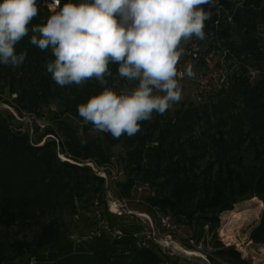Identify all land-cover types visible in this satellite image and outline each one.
<instances>
[{
	"label": "trees",
	"instance_id": "1",
	"mask_svg": "<svg viewBox=\"0 0 264 264\" xmlns=\"http://www.w3.org/2000/svg\"><path fill=\"white\" fill-rule=\"evenodd\" d=\"M66 2L60 0L59 7ZM37 7L29 34L15 45L17 54L26 51L24 63L0 65V101L20 114L55 104L54 124L36 138L15 131L14 115L0 110V264H170L160 246L142 241L139 226L109 211L105 178L78 164L112 163L111 147H121L125 177L116 183L121 195L129 196L136 182L147 183L156 192L146 198L151 209L203 221L210 232L218 214L235 203L252 197L264 203V50L255 32L264 23V0H245L231 11L240 35L237 51L261 73L259 80L234 74L215 100L153 113L135 136L119 139L107 132L89 134L93 125L79 116L78 105L103 90L95 79L61 87L47 72V62L55 59L52 50L42 51L30 39L31 27L46 23L51 13L42 0ZM222 27L231 35L233 23ZM109 71L108 86L119 91L118 65L111 63ZM45 135L60 142L48 137L38 145ZM58 147L76 163L61 161ZM97 205L104 212L88 216ZM116 227L121 234L114 236ZM76 232L79 239L73 238ZM251 237L264 244V211ZM217 254L248 264L233 248Z\"/></svg>",
	"mask_w": 264,
	"mask_h": 264
},
{
	"label": "clouds",
	"instance_id": "2",
	"mask_svg": "<svg viewBox=\"0 0 264 264\" xmlns=\"http://www.w3.org/2000/svg\"><path fill=\"white\" fill-rule=\"evenodd\" d=\"M60 0L49 5L46 23L31 27L30 43L52 50L46 70L61 86H84L95 79L103 90L78 105L79 116L113 138L135 136L141 121L163 115L182 98L179 79L194 78L188 65L178 72L182 43L204 39L212 0ZM57 8L59 10H57ZM37 0H0V65L18 68L26 51L15 45L29 34ZM136 82L119 91L108 86L109 65Z\"/></svg>",
	"mask_w": 264,
	"mask_h": 264
},
{
	"label": "rangeland",
	"instance_id": "3",
	"mask_svg": "<svg viewBox=\"0 0 264 264\" xmlns=\"http://www.w3.org/2000/svg\"><path fill=\"white\" fill-rule=\"evenodd\" d=\"M244 1L229 0V5H222L216 0L212 4L203 5L205 10L210 12V18L205 21L204 39L193 37L191 41L182 43L183 52L177 65L178 72H184L186 67L191 65L195 77L184 76L182 79L178 77L182 98L171 105V112L181 104H202L215 100L234 74L250 78L251 83L261 78V73L249 61H245L243 54L237 51L240 35L237 27L235 28L236 23L231 19V11L235 12L237 8H241ZM213 16H217L214 22ZM227 21L234 26L231 35L227 34L222 27V23ZM255 32L258 44L264 50L263 22L258 23ZM135 83L128 82L119 76L115 80V86L119 90L125 86L131 88ZM12 97H15V94ZM55 108L56 105L51 104L43 108L41 113L22 110L20 114L12 105L0 101V110L7 109L14 115L15 126H23L25 132L36 138L42 136L46 126L54 124L51 115ZM80 130H82L81 127ZM98 132L94 126L89 129L91 135ZM51 136L53 137V135L43 136L38 145H42ZM109 151L113 153L110 164L96 166L90 160H84L78 164L89 165L96 174L104 176L109 211L139 226L140 232L137 234L142 241L150 240L160 246L162 252L171 258L170 264L174 262L177 264H233L230 258L217 254L218 251H226L229 248H233L240 254V259L248 264H264V244L254 242L251 237L253 230L261 222L264 211L263 201L247 203L246 201L255 198L252 197L235 203L233 208L218 214L214 232H210L209 225L203 224V221L178 217L171 212L165 214L156 208L151 209L146 198L156 195V192L155 188L147 183L136 182L129 196L121 195L116 185L125 177V170L118 158L121 147H111ZM58 158L61 161L76 163L64 154L60 147H58ZM237 204H239L238 207H236ZM236 209L237 215L234 217L233 212L230 211ZM94 210L95 212H89L88 216L96 215L98 218L104 212V206L97 205ZM87 233L88 231L85 230L84 234ZM117 234H121L118 227L113 232L114 236ZM199 234H201L200 237ZM73 238L79 239L78 232L73 234Z\"/></svg>",
	"mask_w": 264,
	"mask_h": 264
},
{
	"label": "built area",
	"instance_id": "4",
	"mask_svg": "<svg viewBox=\"0 0 264 264\" xmlns=\"http://www.w3.org/2000/svg\"><path fill=\"white\" fill-rule=\"evenodd\" d=\"M42 3H43V5L44 6H46L48 9H49V5L50 4H53L54 3V0H42ZM59 6H60V4H59ZM58 9V8H57ZM15 131H17V132H19V133H22V134H24L25 133V130H24V128H23V126H20V127H15ZM51 138H54V139H56V141L57 142H59V140H58V138H56L54 135H53V137L51 136ZM97 175H99V176H101L100 174H98L97 173ZM104 175V174H103ZM102 177H104V176H102ZM121 233V232H120Z\"/></svg>",
	"mask_w": 264,
	"mask_h": 264
},
{
	"label": "bare ground",
	"instance_id": "5",
	"mask_svg": "<svg viewBox=\"0 0 264 264\" xmlns=\"http://www.w3.org/2000/svg\"><path fill=\"white\" fill-rule=\"evenodd\" d=\"M252 201H257V202L259 201V202H262V201L259 200L257 197L252 198V199H250V200H248V201H246V202H247V203H251ZM243 204H244V203H243ZM245 204H246V203H245ZM113 206H114V205H113ZM238 206H239V204L236 205V207H238ZM239 210H240V208H239ZM230 212H233L232 215H233L234 217H236V215H237V209H236L235 211L233 210V211H230ZM233 216H231V217H233ZM223 218H224V217H223ZM224 220H225V219H224ZM224 220H223V221H224ZM189 252H190V251H189Z\"/></svg>",
	"mask_w": 264,
	"mask_h": 264
}]
</instances>
